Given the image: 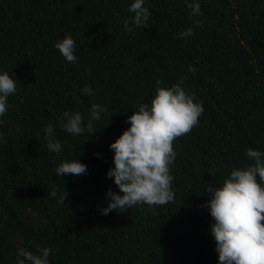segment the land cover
Listing matches in <instances>:
<instances>
[{"label":"trees","instance_id":"1","mask_svg":"<svg viewBox=\"0 0 264 264\" xmlns=\"http://www.w3.org/2000/svg\"><path fill=\"white\" fill-rule=\"evenodd\" d=\"M133 2L0 0V74L17 86L0 117V264H16L20 248L39 255L38 247L50 249L49 264H219L206 188L253 163L249 148L264 153V0H199L201 15L191 18L185 0H145L148 27L126 33ZM188 28L193 35L178 38ZM69 35L76 63L55 47ZM156 80L165 88L183 80L204 108L199 126L174 144L175 199L155 215L147 205L101 215L109 190L123 195L107 177L110 145L150 105ZM92 104L106 109L95 134L86 128ZM66 111L82 115L83 134L62 130ZM48 124L59 154L47 149ZM74 159L86 174L57 177Z\"/></svg>","mask_w":264,"mask_h":264},{"label":"clouds","instance_id":"2","mask_svg":"<svg viewBox=\"0 0 264 264\" xmlns=\"http://www.w3.org/2000/svg\"><path fill=\"white\" fill-rule=\"evenodd\" d=\"M145 0H134L128 11L134 13L131 20L124 21V31L132 33L135 28H147L151 12L144 7ZM191 10V17L201 15L199 0H185ZM193 27L203 28L199 19L193 21ZM193 35V28L178 34L183 39ZM60 54L69 63H76L74 54L76 43L69 35L55 44ZM162 81H155V95L149 104H141L125 123L130 127L110 145L114 151V167L109 169L107 177L123 195L109 190L107 207L101 209V215L112 211L120 214L136 205H147L153 211L175 199L171 190L174 177L170 167L174 164L177 152L174 144L177 139L187 136L199 126V118L204 112L202 102H194L195 93H187L181 85L183 80L170 88L161 87ZM17 91L16 80L5 72L0 74V117L8 111V97ZM84 95H92L90 86L82 89ZM71 94V93H70ZM106 111L98 104H92L90 119L86 128L95 134L93 121L100 120V113ZM61 128L72 136L85 132V124L79 112H64ZM2 123V121H0ZM48 139L47 149L59 154L61 142L54 138V127L48 124L45 129ZM99 155V154H97ZM246 157L253 163L244 168H234L230 175L218 187L208 185V202L203 205L214 220L211 225L218 254L219 264H264V153L249 148ZM87 172V166L77 160L64 161L55 169L57 177L80 176ZM56 185L48 193L50 198L58 196ZM67 192L59 195L58 202L65 204ZM153 215L155 212L153 211ZM39 255L20 248L16 264H49L50 249L37 248ZM22 257V258H21Z\"/></svg>","mask_w":264,"mask_h":264}]
</instances>
